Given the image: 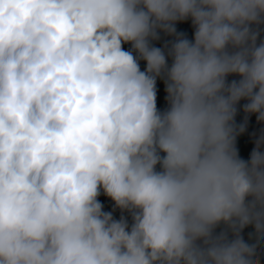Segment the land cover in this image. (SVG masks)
<instances>
[{
	"label": "clouds",
	"instance_id": "obj_1",
	"mask_svg": "<svg viewBox=\"0 0 264 264\" xmlns=\"http://www.w3.org/2000/svg\"><path fill=\"white\" fill-rule=\"evenodd\" d=\"M262 32L264 0H0V264H261Z\"/></svg>",
	"mask_w": 264,
	"mask_h": 264
},
{
	"label": "trees",
	"instance_id": "obj_2",
	"mask_svg": "<svg viewBox=\"0 0 264 264\" xmlns=\"http://www.w3.org/2000/svg\"><path fill=\"white\" fill-rule=\"evenodd\" d=\"M175 26H176L177 32L183 33L186 36V38L189 39L190 41L193 39V33L195 29H194V26L192 25L190 18L184 21L176 22ZM261 37H264V32L261 33ZM173 39H174L173 36L166 35L164 32L159 31V39L152 41V44L155 47H159L163 49L165 43L168 41H172ZM130 47H131L130 44L122 45V48L125 51H128ZM133 55L134 56L136 55L135 52H133ZM166 61L170 65L171 57L166 56ZM139 67H140V70L143 71L145 69V61L140 60ZM239 78H240L239 76L232 74V75L227 76L226 80L228 82H231L232 80H239ZM166 96H167V93L165 91L164 81L163 79L158 77L156 80V107L161 112L166 110L168 107ZM245 103H247V101L245 99H241L236 105L237 112L234 117V120L237 125L244 122V117L246 114L244 113L242 106ZM262 127H264V122H258L256 120L255 113L248 114V119H247V123L245 126V130L243 132L238 133L236 137V147L238 150V155L240 156L241 159L248 160L251 150L255 146L254 144L255 139L259 135V131ZM160 155L163 156L164 153L161 152ZM157 170H159V167L157 168ZM97 199L102 204L103 211L111 212L114 219H119L121 215V210L119 208L114 207V202L109 197L104 195L103 192L101 191V194L97 197ZM124 215L126 219L128 220L129 224H131L130 215L127 212H125ZM222 227L223 225L218 226L216 229V232H219ZM251 230L252 229L250 228V224L246 225L242 231V234L246 237L247 234L251 232ZM261 264H264V259L261 260Z\"/></svg>",
	"mask_w": 264,
	"mask_h": 264
},
{
	"label": "rangeland",
	"instance_id": "obj_3",
	"mask_svg": "<svg viewBox=\"0 0 264 264\" xmlns=\"http://www.w3.org/2000/svg\"><path fill=\"white\" fill-rule=\"evenodd\" d=\"M258 40H259V37H258ZM157 168L159 167V165L156 166ZM250 228L252 229L251 232H254L255 229L253 228V226L250 224ZM243 235V234H242ZM258 253H259V257L260 259H264V247H260L258 248Z\"/></svg>",
	"mask_w": 264,
	"mask_h": 264
}]
</instances>
